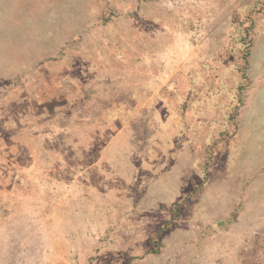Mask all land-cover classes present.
Here are the masks:
<instances>
[{"label": "rangeland", "instance_id": "374dc122", "mask_svg": "<svg viewBox=\"0 0 264 264\" xmlns=\"http://www.w3.org/2000/svg\"><path fill=\"white\" fill-rule=\"evenodd\" d=\"M0 264H264V0H0Z\"/></svg>", "mask_w": 264, "mask_h": 264}]
</instances>
